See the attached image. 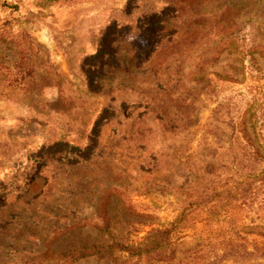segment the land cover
I'll return each mask as SVG.
<instances>
[{
	"label": "rangeland",
	"instance_id": "obj_1",
	"mask_svg": "<svg viewBox=\"0 0 264 264\" xmlns=\"http://www.w3.org/2000/svg\"><path fill=\"white\" fill-rule=\"evenodd\" d=\"M0 264H264V0H0Z\"/></svg>",
	"mask_w": 264,
	"mask_h": 264
},
{
	"label": "trees",
	"instance_id": "obj_2",
	"mask_svg": "<svg viewBox=\"0 0 264 264\" xmlns=\"http://www.w3.org/2000/svg\"><path fill=\"white\" fill-rule=\"evenodd\" d=\"M145 250H149V249H145ZM133 251H135L138 255L142 252V250H140L139 248H135ZM93 254L94 253H99V251L98 250H96L95 252H92ZM90 254V253H82V254H80V257L78 258V259H82V258H88V257H91L93 254Z\"/></svg>",
	"mask_w": 264,
	"mask_h": 264
}]
</instances>
